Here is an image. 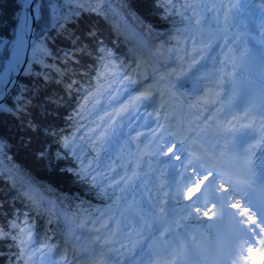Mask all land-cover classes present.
<instances>
[{
	"label": "trees",
	"instance_id": "trees-1",
	"mask_svg": "<svg viewBox=\"0 0 264 264\" xmlns=\"http://www.w3.org/2000/svg\"><path fill=\"white\" fill-rule=\"evenodd\" d=\"M205 1L162 0L157 3V0H86L82 7L96 11L82 12L74 22L68 24L67 31L60 35L52 34L48 47L53 55L45 61L53 66L46 69L51 72L52 79L47 82L43 79L35 81L41 89L29 114L23 115L20 121L0 117V136L6 137L10 145V152L5 150L7 155L0 168V229L5 234L0 239V264H28L24 249L26 237L21 228L31 229L29 239L34 243L41 236V241H48L53 246L52 239L57 236L53 231L57 227L53 212L43 214L38 210L34 214L30 207L41 206L44 202L37 200L39 194L35 191L30 199L23 200L18 192L23 183L33 185L62 210H75L89 219L98 218L112 201L106 196V192L111 191L107 186L98 195H84L83 186L74 183L73 177L66 173L48 169L38 153L46 146L54 151L58 147L54 141L62 136H80L83 133V138L76 143L85 153L103 157L98 138L89 137L92 128L104 124L109 113L113 100L109 97L108 86L119 75L117 69L129 65L130 57L123 53L117 41L116 30L125 27L119 17L135 30L148 31L153 38L170 47L178 44V38L186 36L188 29L209 15ZM13 3L14 0H0V13L10 14ZM100 46L106 50L104 59H100L97 53ZM65 52L72 53L67 60ZM55 68L67 70L60 83L56 82L61 77ZM69 81H75L70 90L67 88ZM53 100L56 102L53 103ZM29 120L35 129L27 126ZM44 129H55L56 135H46ZM112 160L117 168L114 153ZM63 163L70 164L71 160ZM49 185L52 186L51 191ZM17 213L18 226L10 229ZM41 226H46L44 233L38 231ZM10 231L17 239L13 240L7 235Z\"/></svg>",
	"mask_w": 264,
	"mask_h": 264
},
{
	"label": "snow or ice",
	"instance_id": "snow-or-ice-1",
	"mask_svg": "<svg viewBox=\"0 0 264 264\" xmlns=\"http://www.w3.org/2000/svg\"><path fill=\"white\" fill-rule=\"evenodd\" d=\"M85 2L86 0H14L13 10L10 14L0 13V117H11L20 121L23 115L29 114L34 99L41 89V86L35 81L43 79L47 82L52 79L51 72L46 71V69L53 66L45 62L48 57L53 55L48 47L52 34L60 35L67 31L68 24L74 22L82 12L96 11L91 8L84 9L82 5ZM160 2L162 0H157V3ZM97 53L100 59H104L106 56V50L102 46L98 47ZM70 55L72 53L65 52V60ZM54 70L61 77V79L56 80L57 83H60L67 70L59 68ZM74 84L75 81H69L67 88L72 89ZM145 99L147 96L135 97L130 103L135 104L137 101ZM52 102L55 103L56 101L53 100ZM124 113L128 115H123ZM107 115L109 124H114L115 127L106 131L103 124H97L92 128L89 137L90 139L98 138L99 147L104 153L103 157L85 153L83 148L76 143L77 140L83 138V133L80 136L75 134L70 137L62 136L59 140L54 141L58 144L54 151L50 146H46L45 150L38 153V156L45 161L48 169H56L62 174L66 173L73 177L74 183L84 187V195L93 193L98 195L100 190L107 186L111 191L106 192V196L111 200L115 198V192L124 189L125 185L131 187L135 181L136 186H138L142 182L133 175L134 171L132 175L127 174V171L130 170H126L123 174L117 172L112 160V155L119 145L120 139L128 134L126 129L131 128L134 121L142 117L136 115L134 109L130 110L127 105ZM117 117L120 119L117 120ZM26 123L28 127L35 129L31 120ZM121 123L124 124L123 128L120 127ZM44 132L46 135H56L55 129H44ZM168 133L167 139L156 138L158 141L157 153L166 151L169 147L172 148V154L163 163L172 165L174 170L176 157H182L179 166L183 167L185 163H188L189 167H196L200 176H205L206 173L203 168L189 161L185 142ZM6 149L10 152L9 142L6 137L0 136V168H2L3 160L7 155ZM69 159L71 160L70 164H62L63 161ZM116 163L119 161L117 160ZM113 173L115 174L113 175ZM218 175L217 172H212V175L205 179V184L201 190L206 191L208 186H214ZM186 179L193 186L197 182L192 177ZM227 179L225 177L226 181ZM231 187L230 184H226L224 187L223 195L225 198ZM48 189L51 191L52 186L49 185ZM69 195L74 196L75 193ZM200 200L202 197L197 195L194 202ZM189 206L185 205V207ZM232 207L235 212H231L229 215L233 218L237 236L244 242L238 246V250L232 258L236 264H249V257H255L258 249L247 247L245 251L244 246L249 243L255 244L253 234L259 236L264 232V212L253 215L252 210L239 203L233 204ZM212 211V209H208L209 213ZM237 215L239 219L236 218ZM18 219L19 213L14 216L10 229L18 226ZM20 231L30 232L31 229L21 228ZM249 233L251 235H248ZM4 235L0 229V239L4 238ZM7 235L13 240L17 239V236L12 235L11 231ZM226 264H231V262H226ZM252 264H255V261ZM260 264H264V256L260 257Z\"/></svg>",
	"mask_w": 264,
	"mask_h": 264
},
{
	"label": "rangeland",
	"instance_id": "rangeland-1",
	"mask_svg": "<svg viewBox=\"0 0 264 264\" xmlns=\"http://www.w3.org/2000/svg\"><path fill=\"white\" fill-rule=\"evenodd\" d=\"M240 5L241 6L238 7H241L242 9H248V13L240 17H238L239 15L237 8L233 11V9L225 7L226 10L224 11V16L222 19L226 20V23L228 25L233 26L232 29L227 30V28L223 27V25H218V23L220 22L219 19L217 21L215 19L214 21H207V24L210 25L207 26V28L198 26L194 30L188 31L185 38H181L180 40H178L179 42H181L180 46L177 45L176 47L167 48L164 42L153 38L148 31L139 30V35L141 37H144L142 39L153 48L154 55L159 60H166L168 58V67L180 65L179 63L181 61L179 59L182 56H184V61L187 59H193L195 56H200L205 52V50L197 48V50L194 52L192 44H206L212 38L225 39L226 37L230 36L245 37L246 35L251 33L256 34L260 39H264V26L261 22V19L262 21L264 20V14L258 12L259 4L255 3V0H240ZM247 15L249 16L247 17ZM214 24L216 26H213ZM122 77L124 76H120L118 79V86L112 88L117 91L115 93L120 99L119 103L117 104L119 108H116L115 106V109L112 112L119 110L129 101H133L135 97H138L134 92L138 83L132 82L133 80L127 79L125 77L122 79ZM151 102L152 101L150 97L147 96V99L145 100L137 101L132 105H127L130 110L134 109L136 115L142 117L139 120H135L133 124L134 126L140 125L142 129L138 128L137 130H131V132L127 135L128 141L124 144V148L129 150V154L122 155V157H120L119 159L120 163L127 165L129 162H131L129 155H144L146 149H142L141 144L144 145L147 150L154 151V162L156 163L155 165H157V167H155L154 170L146 169L147 172H152V174L150 173L151 178H145L149 186L146 192L135 197H130L128 202H124L123 200H114V203L112 205H109L102 210V215L98 220H95L94 222H89L91 221L89 217L86 218L84 214H80L75 210H67L63 213L68 227H71L72 230L83 234L88 240H91L93 238L94 241L92 239L91 244L96 246V248H106L108 245L118 246L119 243L126 241V236L122 234L119 237L118 241L102 243L103 238L109 237L112 234L113 228L118 222L124 219L149 222L147 209L150 206L154 207V205L156 211H158L159 208L163 209L166 207V209L163 210L166 214L165 218H167L169 217V213L171 210L183 203V199L179 198L169 207L165 206L167 205L166 199H168L167 191L163 186L158 185L160 181L155 177L156 175H158V177L165 176L167 172L164 169L163 161H165V159L163 158L164 154L162 155L163 151L157 153V149L154 148L156 144H152L150 138L147 136L152 125H145H147L151 121H154L156 118L152 115V113H145L143 109L147 108L148 106L150 107ZM123 115L128 114L124 113ZM106 125L107 128L113 126L110 124L108 125V122ZM130 135H133V137L131 138ZM132 139L134 142L132 141ZM145 160L146 159L141 158L138 164L141 165V163L145 162ZM132 173L134 176H136V171L134 169H132L128 173V175H132ZM172 176L173 174L167 175V178L171 179ZM133 224H131V226H133ZM131 226H128V228L130 229ZM27 249L29 251V260L31 264H72L73 262L68 260L66 257L65 259H63L56 256V253L54 254L48 247L37 249L31 243V241H27Z\"/></svg>",
	"mask_w": 264,
	"mask_h": 264
},
{
	"label": "bare ground",
	"instance_id": "bare-ground-1",
	"mask_svg": "<svg viewBox=\"0 0 264 264\" xmlns=\"http://www.w3.org/2000/svg\"><path fill=\"white\" fill-rule=\"evenodd\" d=\"M258 40V36L256 34H250L247 37H235L230 36L226 37L225 39L217 40L213 42L212 47H217L218 53L222 55V57H225L226 55L233 54L236 50L239 49H246L249 43L256 42ZM211 45L210 43L202 44V45H196L192 44L193 51L195 52L197 48L204 49L206 52L208 50H211L208 48ZM192 51V52H193ZM206 55L205 52L201 54L200 56H195L193 60L190 61V63H194L192 61L201 60L202 57ZM181 62H184V56H182L179 59ZM205 60L208 63L214 62L215 58H210ZM177 164H180L181 159L175 160ZM196 176L194 175L193 178ZM187 176L181 177L179 179H176L172 181L169 185V188L172 190H180L182 193V196L187 194V188L184 186L185 182L188 181L186 179ZM199 182V180H198ZM195 187L189 188L192 189L191 192L187 194V198H185L184 203L174 209L170 214L169 217L166 220H160L158 216H154L152 221L149 222H140L132 219H124L117 224H115L112 234L109 237L103 238L102 243H110L115 242L119 240V237L124 234L126 236V241L119 243L118 246H110L108 245L106 249L108 250H120L121 252H128L131 251L130 258L135 261L136 264H151V257L147 255V253L144 250L145 241L147 236L150 235V232H147L150 230L151 227L157 226L160 228V230H163L164 228H172V229H181L183 232L187 234H193L197 231V229L200 228L199 219L196 218L197 212L195 211L194 207L191 205L189 199H193L195 190L198 186V184L194 185ZM240 203V201H237L234 199V204ZM185 205H190L189 207H185ZM148 211H152L150 208H148ZM204 212H201L202 216ZM134 223V224H133ZM133 224V226H131ZM137 224V227H136ZM128 226H131V228H126ZM159 230V231H160ZM151 232H156L151 231ZM262 235L263 232L259 236H254V240L256 241L255 244L249 243L248 247H255L258 249V253L253 258V261L260 262V257L264 256V246L261 245L262 243ZM93 239V238H92ZM91 239V240H92ZM84 240V239H83ZM91 240H88L87 238L84 240L86 244L91 245ZM94 241V239H93ZM94 250H96L97 253L101 251V248H96L94 246H91ZM103 248V247H102ZM107 252V251H106ZM109 252V251H108Z\"/></svg>",
	"mask_w": 264,
	"mask_h": 264
}]
</instances>
